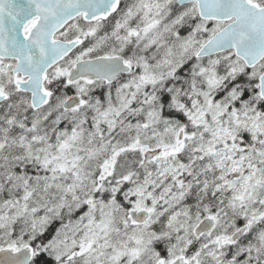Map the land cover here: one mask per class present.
I'll return each mask as SVG.
<instances>
[{"label":"snow or ice","instance_id":"6c2138e0","mask_svg":"<svg viewBox=\"0 0 264 264\" xmlns=\"http://www.w3.org/2000/svg\"><path fill=\"white\" fill-rule=\"evenodd\" d=\"M0 264H264V0H0Z\"/></svg>","mask_w":264,"mask_h":264}]
</instances>
